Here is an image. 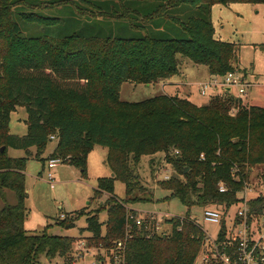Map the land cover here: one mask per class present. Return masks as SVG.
Instances as JSON below:
<instances>
[{
    "label": "trees",
    "instance_id": "1",
    "mask_svg": "<svg viewBox=\"0 0 264 264\" xmlns=\"http://www.w3.org/2000/svg\"><path fill=\"white\" fill-rule=\"evenodd\" d=\"M50 1L0 0V199L5 203L7 191L16 196L15 205L0 208V264H40L42 256L73 262L75 239L25 229L26 165L33 157L45 164L42 155L52 136L56 147L48 161L61 159L86 178L88 155L101 146L108 150L106 163L114 175L98 180L95 197L109 196L99 209L84 208L74 217L62 214L56 221L59 227L72 228L86 215L82 231L92 236L87 242L111 249L114 242L126 240L125 264H195L207 235L190 211L194 206L229 210L238 202L250 168L264 165V108L246 107L228 91L201 106L168 95L131 103L121 100V88L124 83L151 86L178 75V56L206 66L214 78L240 72L237 45L215 38L212 9L264 5V0ZM74 2L92 8L97 19L68 38L26 39L14 19L17 14L28 24L56 26L66 19L32 9ZM108 18L126 23L116 24L115 35L111 28L104 35L106 27L98 26ZM67 21L66 29H74L67 26L72 20ZM18 106L28 115L23 137L10 134L11 114ZM9 149L27 156L12 158ZM159 153L178 174L159 185L171 191L167 200L177 198L188 208L185 216L166 220L172 225L170 234H157L156 221L138 226V212L130 207L141 202L133 193L146 191L137 172L142 158ZM116 182L125 185V199L115 195ZM220 183L228 192L219 191ZM104 210L105 232L99 218ZM263 212L264 197L250 202L251 215Z\"/></svg>",
    "mask_w": 264,
    "mask_h": 264
},
{
    "label": "rangeland",
    "instance_id": "2",
    "mask_svg": "<svg viewBox=\"0 0 264 264\" xmlns=\"http://www.w3.org/2000/svg\"><path fill=\"white\" fill-rule=\"evenodd\" d=\"M76 1V0H74ZM49 3H53V0ZM44 4L40 8H34L33 11L43 13L50 16H58L66 19L61 24L50 27H40L23 22L19 16L14 17L22 30V36L26 39H38L44 37H71L75 33H79L84 27L94 25L97 15L92 8L79 5L74 2L71 4ZM119 5V4H118ZM113 8V6H111ZM184 8H186L184 6ZM26 8V11L30 10ZM31 10V11H32ZM120 12L122 9H114ZM190 15L192 10L188 9ZM25 11V10H24ZM20 12H22L20 10ZM189 15V16H190ZM183 17V14H180ZM72 20L67 26L74 29H66V24ZM186 19V18H185ZM184 21V20H183ZM212 21L215 28V38L219 41L234 43L238 50L239 73L246 80L247 87L245 93L240 96L235 90L229 92L234 101H241L246 107L257 106L264 108V5L263 4H231L228 6L215 5L212 9ZM109 23V24H106ZM126 23V20L105 19V22L99 24L98 27H106L104 35L111 28L115 35L118 30V25ZM116 24H118L116 26ZM98 25V24H97ZM131 32L130 36H132ZM66 36V37H65ZM59 38V39H64ZM179 74L168 80L159 81L151 86L136 85L124 83L121 88V100L124 102L138 103L151 99L159 95L179 96L187 98L197 105H207L211 99L217 96L225 97V92L228 89L216 88L208 90L206 94H201L206 84L213 83L214 78L209 73L206 66H197L188 58L178 56ZM224 90V91H222ZM235 106V105H234ZM233 106V107H234ZM232 115L237 113L235 108L231 110ZM27 111L25 107L18 106L16 111L11 114L10 134L23 137L27 134ZM56 143H50L47 151L42 155V158L47 160L54 152ZM31 153L36 154V149L32 148ZM108 150L107 148L96 146L88 155L87 177L84 178L79 169L69 164L62 163L57 168L51 170L55 180V188L52 189L48 180L47 163L43 164L41 160L35 157L28 160L26 165V191L28 199L26 208L28 217L25 222V229L31 233L42 234L47 230L49 235H57L69 237L76 240L73 245V262L72 264H93L97 260L95 250H91L90 255L84 258L78 257L79 250L77 245L79 241H89L92 238L87 231H82L87 227V216L84 215L76 219L75 226L69 229H63L56 223L57 219L62 217V214L75 216V213L84 208H88L86 212L97 210L109 198L108 195L95 197L98 180L101 178H109L112 174L106 163ZM9 155L13 158L26 157V152L22 150L9 149ZM249 170V169H248ZM140 175V184L146 191L136 190L134 196L141 198L140 203L131 204L138 212V216L144 219H150L155 216L158 220L162 233L170 234L172 225L166 220L173 217H183L186 215L188 208L182 204L177 198L168 199L171 196V191L164 190L159 185L164 181L166 176L178 178V174L173 167L167 163L165 156L159 153L154 156H145L142 158L137 169ZM245 184L255 185L256 190L264 188V165L254 166L250 168L249 178ZM161 187V188H160ZM249 193V192H248ZM115 195L119 199L126 198V187L121 182L115 183ZM248 197L255 199V194L252 192ZM145 200L150 202H144ZM4 204L15 205L16 196L13 192L7 191L5 203L0 199V208ZM238 205H233L228 210L227 224L228 228L233 227L234 218L238 211ZM205 208L197 206L192 207L190 216L196 219L203 227L207 237H212L216 240L219 235L220 227L210 222H205L203 219ZM224 215V211H220ZM100 222L104 224L103 232L106 231L105 223L108 220L106 210L99 214ZM90 244V243H89ZM203 250V249H202ZM200 252L195 264H218L215 260L203 262L207 256L206 251ZM40 264H65V261L60 256L54 259H49L42 256Z\"/></svg>",
    "mask_w": 264,
    "mask_h": 264
},
{
    "label": "built area",
    "instance_id": "3",
    "mask_svg": "<svg viewBox=\"0 0 264 264\" xmlns=\"http://www.w3.org/2000/svg\"><path fill=\"white\" fill-rule=\"evenodd\" d=\"M247 84L244 77L239 73H229L222 78H215L213 83L206 84L201 94H206L208 90L219 87L221 89H231L232 91L236 90L240 96H243L242 94L245 93L244 89ZM51 140L55 142L57 138L52 136ZM175 154H179V152L176 151ZM201 158H204V155H201ZM46 163L48 167L47 180L51 188L54 189L56 184L51 170L57 168L63 161L61 159H52ZM169 179L170 176L164 178V180ZM218 188L221 193L228 192V187L223 183H220ZM252 192L256 196L255 199L261 196L264 197L263 187L262 190L257 191L255 185L245 184L244 189L237 193L238 202L235 205H238L239 209L235 215L233 227L228 228L226 226L228 210H225V208L205 209L204 221L218 225L220 227L219 233H221L223 225H225V231H222L225 235L223 241H219V235L216 240L212 237H207L202 247L204 251L206 249L208 251L203 262L215 260L218 264H264V212L259 216L250 214V202L255 200L248 197ZM221 210L224 211V215L220 214ZM144 220L156 221V232L157 234H162L155 216L153 218L150 217V219L135 217L138 226L142 225ZM193 220L199 224L196 219ZM131 228L132 226L128 225L127 229L131 230ZM125 241L114 242L111 249H106L102 245L96 247L90 245L87 241H82L77 245L79 254L76 258L80 259L90 255L93 249L97 254V260L93 264H125Z\"/></svg>",
    "mask_w": 264,
    "mask_h": 264
},
{
    "label": "water",
    "instance_id": "4",
    "mask_svg": "<svg viewBox=\"0 0 264 264\" xmlns=\"http://www.w3.org/2000/svg\"><path fill=\"white\" fill-rule=\"evenodd\" d=\"M228 92H231V90L228 89ZM4 150H5V149L3 148L2 151H4ZM186 172H187V170H186ZM111 177H114V175L112 174Z\"/></svg>",
    "mask_w": 264,
    "mask_h": 264
},
{
    "label": "crops",
    "instance_id": "5",
    "mask_svg": "<svg viewBox=\"0 0 264 264\" xmlns=\"http://www.w3.org/2000/svg\"><path fill=\"white\" fill-rule=\"evenodd\" d=\"M212 78H214V77H212ZM215 79V78H214ZM56 143V142H55ZM55 149V148H54ZM8 154H9V151H8ZM10 156V155H9ZM11 157V156H10ZM13 158V157H12ZM112 174V173H111ZM132 209H134L135 210V208L134 207H132Z\"/></svg>",
    "mask_w": 264,
    "mask_h": 264
}]
</instances>
